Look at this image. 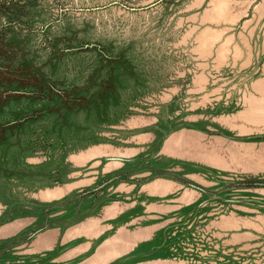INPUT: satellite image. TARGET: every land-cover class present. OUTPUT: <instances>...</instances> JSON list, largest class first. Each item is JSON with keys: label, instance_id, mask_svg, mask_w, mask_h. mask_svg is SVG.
I'll use <instances>...</instances> for the list:
<instances>
[{"label": "rangeland", "instance_id": "rangeland-1", "mask_svg": "<svg viewBox=\"0 0 264 264\" xmlns=\"http://www.w3.org/2000/svg\"><path fill=\"white\" fill-rule=\"evenodd\" d=\"M109 211L131 264H264V0H0V264Z\"/></svg>", "mask_w": 264, "mask_h": 264}, {"label": "crops", "instance_id": "crops-1", "mask_svg": "<svg viewBox=\"0 0 264 264\" xmlns=\"http://www.w3.org/2000/svg\"><path fill=\"white\" fill-rule=\"evenodd\" d=\"M82 159H85V154H79V158L75 160L71 155V161L74 163ZM69 180L75 181L74 187H67ZM86 181L87 178H66L64 186L50 188L53 195L69 194L86 189L87 183L96 182L97 179L87 183ZM110 194L123 193H115L113 190ZM127 209L129 208L124 207L123 211L126 212ZM111 213L112 211L107 212L105 217L102 215L86 217L74 225L70 224L78 219L68 221L61 224L60 228L48 229L32 238L29 243L12 246L8 250L9 253L3 256L2 262L3 264H107L109 257H115L120 258L119 264H131L133 257L127 256L132 250L129 239L124 232L121 234L116 232L119 227L125 230L128 222L126 217L121 221H116L115 214ZM20 222H13L0 229V253L7 246L12 245L11 240H8L10 237L21 233L23 235L21 238L24 240L31 236L32 233L30 234L29 230L31 223L21 224ZM140 242L143 244L142 241ZM4 243H7L5 247ZM137 256L142 257V254Z\"/></svg>", "mask_w": 264, "mask_h": 264}, {"label": "bare ground", "instance_id": "bare-ground-1", "mask_svg": "<svg viewBox=\"0 0 264 264\" xmlns=\"http://www.w3.org/2000/svg\"><path fill=\"white\" fill-rule=\"evenodd\" d=\"M74 187V186H73Z\"/></svg>", "mask_w": 264, "mask_h": 264}]
</instances>
